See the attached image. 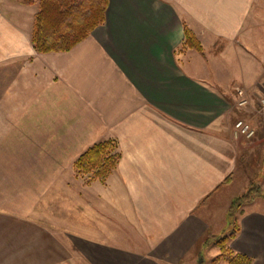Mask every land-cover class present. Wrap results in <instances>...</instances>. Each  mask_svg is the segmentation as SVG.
I'll use <instances>...</instances> for the list:
<instances>
[{"label":"crops","instance_id":"1","mask_svg":"<svg viewBox=\"0 0 264 264\" xmlns=\"http://www.w3.org/2000/svg\"><path fill=\"white\" fill-rule=\"evenodd\" d=\"M25 7L0 0V264H197L244 151L233 106L255 111L264 90V0H108L102 25L50 53L15 19ZM108 138L105 182L75 173ZM238 223L231 249L264 264V212Z\"/></svg>","mask_w":264,"mask_h":264},{"label":"trees","instance_id":"2","mask_svg":"<svg viewBox=\"0 0 264 264\" xmlns=\"http://www.w3.org/2000/svg\"><path fill=\"white\" fill-rule=\"evenodd\" d=\"M21 4L34 5L30 43L37 53L66 52L89 36L97 26L105 21L108 0H20ZM181 48H192L198 52L202 47L194 34L183 28ZM119 159L114 140L98 141L83 151L73 162L72 169L77 174L88 175V179L104 183L114 170ZM230 182L227 177L218 187ZM262 192L260 184L249 181L247 189L234 197L225 212L230 230L227 234H208L203 244L213 245L218 254L210 264L225 261L227 264H252L245 254L235 252L229 243L239 231V223L234 214L243 204L249 203ZM199 264V263H197Z\"/></svg>","mask_w":264,"mask_h":264},{"label":"rangeland","instance_id":"3","mask_svg":"<svg viewBox=\"0 0 264 264\" xmlns=\"http://www.w3.org/2000/svg\"><path fill=\"white\" fill-rule=\"evenodd\" d=\"M16 1V0H15ZM20 2V0H17ZM33 7H25L23 8V12H18L19 16H15L17 21H21L22 19L29 23L32 27V9ZM35 12V10H34ZM34 14V13H33ZM261 94V93H260ZM259 94V95H260ZM258 95V96H259ZM257 96V98H258ZM235 106V105H234ZM233 106V115L230 118V125L233 127L234 123L237 120H243L247 122L253 130V134L246 138L244 136H237L235 138L242 139L244 144V151L242 150L239 153V166L236 174V178H234V182L230 186H228L225 191L221 194L219 201L220 203H224L229 200L227 208L231 202V200L243 193L247 187L249 181L256 182L260 184L262 192L255 197L249 203L243 204L241 208L234 214V217L238 220L239 216L242 212L248 211H262L264 212V114L255 111L245 112L242 110V113L239 109H236ZM248 104L243 106L247 107ZM234 137V134H233ZM111 139V138H108ZM106 140V139H103ZM112 140V139H111ZM102 141V140H100ZM226 208V209H227ZM217 210V208H215ZM225 215L223 216V222L218 224L216 228V235L227 234L230 230L229 225L226 223ZM216 222L214 223V225ZM230 245V243H229ZM203 256L201 260H198L199 264H210L211 259H213L218 254V249L216 246L208 245L202 248ZM193 264H196L194 262ZM218 264H227L225 261H220Z\"/></svg>","mask_w":264,"mask_h":264},{"label":"built area","instance_id":"4","mask_svg":"<svg viewBox=\"0 0 264 264\" xmlns=\"http://www.w3.org/2000/svg\"><path fill=\"white\" fill-rule=\"evenodd\" d=\"M248 103L249 102L246 98L241 97L237 101V106L243 107L247 105ZM255 107L258 110V112H260L261 114H264V90H262L261 94L258 96ZM233 134H234V137L244 136L248 138L253 134V130L247 122H244L243 120H237L233 126Z\"/></svg>","mask_w":264,"mask_h":264}]
</instances>
